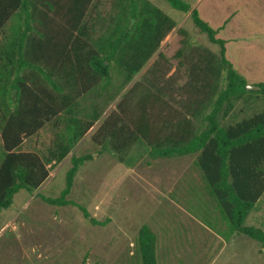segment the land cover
<instances>
[{
  "label": "trees",
  "instance_id": "16d2710c",
  "mask_svg": "<svg viewBox=\"0 0 264 264\" xmlns=\"http://www.w3.org/2000/svg\"><path fill=\"white\" fill-rule=\"evenodd\" d=\"M94 1L0 0V211L9 209L21 190L37 191L101 118V112L86 119L68 117L74 98L66 93L76 89L77 79L69 73L73 62L78 80L87 79L84 69L90 72L80 86L84 92L100 78L106 79L103 88L113 90L114 100L121 96L117 108L133 116L115 129H107L108 120L98 128L93 140L99 152L123 160L136 146L144 145L154 159L196 155L195 166L206 192L227 224L225 240L240 234L264 245V231L245 224L264 195V110L235 123H220L246 96H264V84H258L259 91L247 90L246 78L227 58L226 41L217 38L219 29L185 0H166L174 10L189 14L209 42L220 47L219 68L225 72L226 87L216 91L208 113L192 116L206 123L202 129L194 127L192 117L170 108L152 90L150 77L123 93L176 21L148 0H113L108 18L96 15L95 19L91 17ZM49 13L59 18L54 28ZM55 69L56 73L60 69V82L54 80ZM50 123L56 131L46 155L21 151L25 141ZM94 157L72 155L65 188L58 197H42L43 201L76 206L89 217L86 209L67 198L79 169ZM138 246L141 264H158L157 237L147 225L139 231Z\"/></svg>",
  "mask_w": 264,
  "mask_h": 264
},
{
  "label": "rangeland",
  "instance_id": "374dc122",
  "mask_svg": "<svg viewBox=\"0 0 264 264\" xmlns=\"http://www.w3.org/2000/svg\"><path fill=\"white\" fill-rule=\"evenodd\" d=\"M112 1L95 0L91 17L107 19ZM148 1L176 19L181 29L164 38L137 80L150 77L152 90L182 116L208 113L216 91L227 84L219 68L220 47L209 42L189 14L174 10L166 0ZM185 1L211 20L215 0ZM230 2L239 13L227 58L259 91L258 84H264V0ZM216 16L222 15L216 11ZM52 18L54 28L60 21ZM263 110L264 96H246L220 123H235ZM192 119L197 129L205 127L201 119ZM53 140L50 123L25 141L21 151L46 155ZM78 145L72 155L95 157L79 169L67 199L86 209L89 217L76 206H52L42 199L56 198L65 188L69 157L37 191L21 190L11 207L0 211V264H141L138 235L144 225L156 234L158 264H264L263 244L240 234L225 240L227 224L206 192L196 155L154 159L147 147L138 145L119 160L108 151L99 152L91 140ZM245 224L264 231V195Z\"/></svg>",
  "mask_w": 264,
  "mask_h": 264
},
{
  "label": "crops",
  "instance_id": "0c3cea01",
  "mask_svg": "<svg viewBox=\"0 0 264 264\" xmlns=\"http://www.w3.org/2000/svg\"><path fill=\"white\" fill-rule=\"evenodd\" d=\"M214 2L215 3H213L212 10L210 11V13L208 12L211 20H209V21L207 20V21L210 23V25L214 29H216V30L219 29L218 35L219 36L221 35V37H218V35H217V38L223 39L226 41V48L228 50V47H227L228 43L230 41H234L231 38V33L237 29L236 28L237 23H236V21H234V19L237 17V15L239 13V9L237 10L236 6L233 3H231L230 0H215ZM154 6H156V5H154ZM159 9L162 10L161 8H159ZM216 11L218 12V14L222 15V16H219L218 19H216V17H217ZM175 21H176V19H175ZM227 25H228V28H227ZM176 27H178V29H181V24H179L177 21H176ZM173 30H171L169 33H171ZM225 31L229 35L228 37H230V39L228 41L226 39H224V37H223V34H224L223 32H225ZM173 32L170 35H173ZM60 65H61V63L58 64V67ZM73 65H74V63L70 62L69 73H71L77 79H76V82H74L76 89L71 93L68 90V93H66V94H69L70 98H74L73 101L69 102V105H68V109H69L68 117L69 118L77 117L80 119H86L90 116H94L95 113L101 112V118L94 124V126L90 129V131L86 134L84 139L81 141V142H83L84 140H86V141L91 140V142H93L94 144L97 145V143H95L93 140V136L95 135L98 128L105 121L108 120L107 129H115L117 123L127 122L129 119H133L132 118L133 116H130V112L124 113L120 109L117 108V104L120 101L121 96H118L114 100L112 98V95H111V94H113V90L103 88V85L106 84V79L100 78L99 82H97L98 85L95 84L97 86H95V85L90 86L92 88V90H88V92H84L83 88L82 87L80 88V86H83V82H85L89 78L88 74L90 72L87 71L86 69H84L82 71V74L84 75V73H85V76L87 77V79L83 78L81 80H78V73L75 72ZM79 75H80V73H79ZM137 77L138 76H135L134 79L128 84V86H126L123 93L130 92L133 85L136 82L140 81V80H137ZM54 80L60 82V69L58 70L57 73H56V69H55ZM54 95H57V93H54ZM131 97H134V95H132ZM133 113L135 114V111H133ZM136 113H137V111H136ZM53 123L55 125L57 124L58 128H60V129L63 128V125L58 124L56 120H54ZM53 130H54V132L56 131L55 129H53ZM77 146H79V145H77ZM72 154H74V151L64 161H67L69 159V157L72 156Z\"/></svg>",
  "mask_w": 264,
  "mask_h": 264
},
{
  "label": "water",
  "instance_id": "95a60500",
  "mask_svg": "<svg viewBox=\"0 0 264 264\" xmlns=\"http://www.w3.org/2000/svg\"><path fill=\"white\" fill-rule=\"evenodd\" d=\"M247 90H251V91H256V90H258V88L257 87H254V86H247Z\"/></svg>",
  "mask_w": 264,
  "mask_h": 264
}]
</instances>
